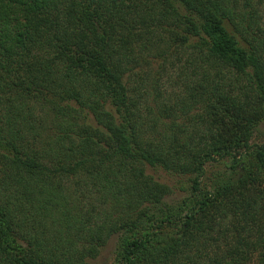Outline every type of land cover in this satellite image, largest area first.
<instances>
[{
	"label": "trees",
	"instance_id": "obj_1",
	"mask_svg": "<svg viewBox=\"0 0 264 264\" xmlns=\"http://www.w3.org/2000/svg\"><path fill=\"white\" fill-rule=\"evenodd\" d=\"M263 118L264 0H0V264H264Z\"/></svg>",
	"mask_w": 264,
	"mask_h": 264
},
{
	"label": "rangeland",
	"instance_id": "obj_2",
	"mask_svg": "<svg viewBox=\"0 0 264 264\" xmlns=\"http://www.w3.org/2000/svg\"><path fill=\"white\" fill-rule=\"evenodd\" d=\"M169 43V41H167ZM166 42L162 41L159 44L153 43L148 50L146 51V57L145 62H143L140 66L135 68V71H137L138 74H140L143 79L148 81H151V79H154L158 77V84L161 88V93L165 96L167 95L170 90L173 88L168 86V78L167 75L174 74V68H172V64L176 62V65H179L180 62L177 63L176 56L178 59H180L181 54L175 51L172 52L170 50H167L165 48ZM175 54V55H173ZM182 61V60H181ZM164 68V72L167 73L165 75L161 70L160 67ZM144 73L146 75H144ZM163 73V74H162ZM143 74V75H142ZM264 140V118L260 121V123L257 125L255 130L252 133L251 136V142L258 143L260 141ZM226 168V164L221 162H215L211 165H207L205 167V177H207L206 182H210V179L213 175L217 174L218 172L221 173ZM153 172V171H150ZM154 176L159 180L167 184H173L174 179H176L175 176H168L163 171H156L154 172ZM183 194V192H177L176 194L172 195L174 197H179ZM115 244H116V236L112 235L110 236L105 245L100 250L99 254L97 255L95 262L97 264H113L114 261V251H115Z\"/></svg>",
	"mask_w": 264,
	"mask_h": 264
}]
</instances>
